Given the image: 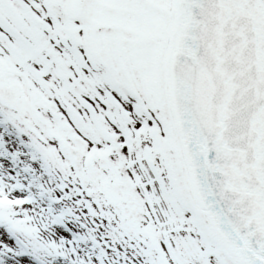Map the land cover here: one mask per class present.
I'll list each match as a JSON object with an SVG mask.
<instances>
[{"label": "snow or ice", "instance_id": "6c2138e0", "mask_svg": "<svg viewBox=\"0 0 264 264\" xmlns=\"http://www.w3.org/2000/svg\"><path fill=\"white\" fill-rule=\"evenodd\" d=\"M0 264H264V0H0Z\"/></svg>", "mask_w": 264, "mask_h": 264}]
</instances>
